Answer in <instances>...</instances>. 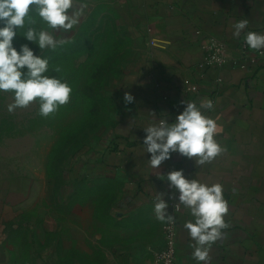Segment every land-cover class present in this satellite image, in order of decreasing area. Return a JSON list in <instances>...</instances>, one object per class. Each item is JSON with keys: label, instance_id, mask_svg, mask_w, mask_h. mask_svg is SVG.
Returning <instances> with one entry per match:
<instances>
[{"label": "crops", "instance_id": "0c3cea01", "mask_svg": "<svg viewBox=\"0 0 264 264\" xmlns=\"http://www.w3.org/2000/svg\"><path fill=\"white\" fill-rule=\"evenodd\" d=\"M89 1L112 5L131 37V57L114 82L120 99L115 126L86 156V164L75 167L82 175L109 178L113 184L112 244L99 247L103 264H149L165 247V222L155 216L154 199L164 193L167 213L173 212L179 193L169 187L166 175L181 169L189 180L224 187L229 204L225 220L230 227L225 230L227 238L212 246L211 264H264V60L241 59L244 35L248 31L264 34V0ZM241 19L249 24L236 38L233 25ZM209 37L225 43L238 64L228 61L220 68H201ZM187 87L192 90L188 92ZM126 92L134 97L132 103H125ZM205 98L214 102V110L205 114L220 126L216 139L226 151L200 167L173 152L153 170L148 163L151 154L144 151L143 128L160 119L173 123L186 107L183 101L199 105ZM13 204L3 199L0 186V264H5L3 240L8 237L4 223L17 215ZM174 216L177 258L181 264H197L190 247L193 241L184 228L193 217L183 206ZM81 232L87 237V231ZM51 233L49 247L32 244L36 264H78L55 255L58 245L70 244L61 231ZM99 235L96 231L95 236Z\"/></svg>", "mask_w": 264, "mask_h": 264}, {"label": "rangeland", "instance_id": "374dc122", "mask_svg": "<svg viewBox=\"0 0 264 264\" xmlns=\"http://www.w3.org/2000/svg\"><path fill=\"white\" fill-rule=\"evenodd\" d=\"M85 2L88 8L80 24L72 32L63 34L72 40L77 38L76 44L55 51L45 50L46 54L37 44L28 43L35 55L48 58L49 62L56 59L57 53H66L61 54L62 71L55 72L54 76L72 87L70 102L61 106L53 117L45 119L38 115L39 106L35 103L9 113L7 105L13 102L12 95L0 92V186L3 199L13 202V212L17 213L13 220L4 223L3 231L8 233L3 240L5 264H36L32 244L36 243L39 249L49 247L54 230L61 231L62 238L70 244L69 247L58 245L55 249L61 261L103 264L105 259L99 247L112 244L111 179L87 177L75 167L86 164V156L102 138L111 134L114 117L119 113L120 99L114 82L120 72L105 79L101 90L105 103L99 118L81 131L93 113L86 101L85 84L95 74L97 52L94 50L98 47L94 45L114 43L117 38L112 40L110 33L116 28L124 35L130 37V34L112 5ZM85 22L92 23L90 41L77 45ZM117 40L121 42V38ZM22 44L25 42L13 41L18 51ZM130 57L131 50L122 66ZM81 230L87 231V237ZM96 231H100L99 237L95 236Z\"/></svg>", "mask_w": 264, "mask_h": 264}, {"label": "clouds", "instance_id": "9594fccd", "mask_svg": "<svg viewBox=\"0 0 264 264\" xmlns=\"http://www.w3.org/2000/svg\"><path fill=\"white\" fill-rule=\"evenodd\" d=\"M87 8L85 0H0V24H3L0 27V92L12 95L13 102L7 105L9 113L27 109L35 103L39 106V116L51 118L61 106L70 102L73 91L66 81L46 75L49 71L48 58L35 55L27 43L22 44L19 51L13 46L17 31L20 34L23 30L20 35L37 44L41 52L55 51L74 42L63 34L72 32L80 24ZM248 24L247 19L235 22L233 36L239 38ZM244 41L251 50L264 56V34L248 31ZM52 70L56 73L62 71L60 66H54ZM124 101L132 103L134 97L126 92ZM182 103L186 107L177 115L175 122L160 119L143 128L146 133L144 151L151 154L148 163L153 170L159 169L173 152L194 160L200 167L212 163L226 151L216 139L220 126L205 114L214 110V102L205 98L199 105L196 102ZM157 174L160 179H165ZM166 179L169 187L179 193L175 212L183 206L193 217L184 223L193 241L190 244L193 259L197 264H211L212 246L227 238L225 230L230 227L225 220L229 204L224 197L223 185L189 180L182 169L168 172ZM168 207L164 193H158L154 199L156 218L174 224L175 216L167 213Z\"/></svg>", "mask_w": 264, "mask_h": 264}, {"label": "trees", "instance_id": "16d2710c", "mask_svg": "<svg viewBox=\"0 0 264 264\" xmlns=\"http://www.w3.org/2000/svg\"><path fill=\"white\" fill-rule=\"evenodd\" d=\"M3 25H0L2 27ZM92 26V23L85 22L81 28H80V38L78 44H88L90 40H88L89 30ZM114 31H111L110 35L112 37V40L114 39H120L121 42H117L118 40L112 44L109 43H102L101 45H94V47H98L94 50V52H97L95 55V67L93 70H95V74L90 75L87 78V82L85 84V91H86V101L89 102V107L92 108V116L88 117L86 121L83 123L81 127V131H83L85 128H87L90 125L95 124V121L99 118L100 108L102 107V104L105 103V99L103 98V95L101 94L102 86L104 84V81L107 77H112L113 75L119 74L122 66V62H124L126 56L129 55L131 50V39L130 37L124 33H121L119 30L113 29ZM23 30H21L22 34ZM19 34V31H17V35L14 38V41L21 40L25 43H29L23 36ZM77 39V38H76ZM76 39H74L73 43L64 45L65 47L69 45L76 44ZM81 48V46H77V48ZM46 54H48V51H45ZM61 54L66 55V53H57L58 56H56V59L49 62V71L46 73V75L51 76L53 74H56L52 68L54 66H61L63 63V56Z\"/></svg>", "mask_w": 264, "mask_h": 264}, {"label": "built area", "instance_id": "2783aa9c", "mask_svg": "<svg viewBox=\"0 0 264 264\" xmlns=\"http://www.w3.org/2000/svg\"><path fill=\"white\" fill-rule=\"evenodd\" d=\"M199 33V31H197ZM152 41L150 42V44ZM205 55L203 61L199 64L201 68L204 67H222L228 61H232L234 64H238L239 60L235 57H231L228 54L225 43L221 42L214 37H209L206 44L204 45ZM250 48L245 42L241 44V59L248 58L252 63H256L259 60H264V56L260 55L259 52L251 53ZM242 68L245 65H241ZM221 81L220 78L217 79ZM186 90L191 91V87H187ZM176 204V203H175ZM174 204V206H175ZM173 206V212L170 215L174 216L175 208ZM163 234L165 238V247L156 252L152 261L149 264H181L177 258L176 251V222L174 224L166 223L163 225Z\"/></svg>", "mask_w": 264, "mask_h": 264}]
</instances>
